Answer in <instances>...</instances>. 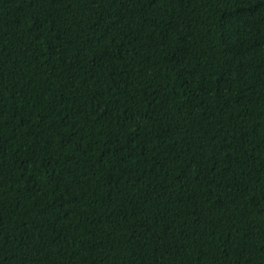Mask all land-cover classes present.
<instances>
[{"label": "trees", "instance_id": "16d2710c", "mask_svg": "<svg viewBox=\"0 0 264 264\" xmlns=\"http://www.w3.org/2000/svg\"><path fill=\"white\" fill-rule=\"evenodd\" d=\"M0 264H264V0H0Z\"/></svg>", "mask_w": 264, "mask_h": 264}]
</instances>
